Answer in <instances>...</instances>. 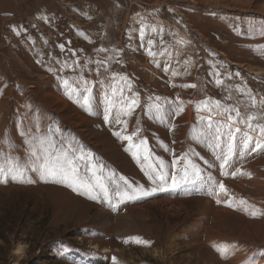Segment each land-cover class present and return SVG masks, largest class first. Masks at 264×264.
<instances>
[{"label":"rangeland","instance_id":"1","mask_svg":"<svg viewBox=\"0 0 264 264\" xmlns=\"http://www.w3.org/2000/svg\"><path fill=\"white\" fill-rule=\"evenodd\" d=\"M199 1L0 0V141L11 143L0 142V166L10 164L9 153L26 159L32 135L51 137L54 158L67 166L74 139L85 156L75 159L80 180L94 185L98 165L110 189L104 200L98 188L44 182L35 172L26 173L34 183L0 182V264H264V150L221 168L203 140L209 114L201 103L224 101L237 87L264 97V6ZM146 25L155 57L140 46ZM80 77L89 91L69 99L62 79L78 88ZM191 84L197 88L182 86ZM113 88L138 93L130 116ZM108 101L114 110L105 120ZM221 120L213 112V126ZM161 161L177 186L155 177ZM209 174L217 186L210 194Z\"/></svg>","mask_w":264,"mask_h":264},{"label":"snow or ice","instance_id":"2","mask_svg":"<svg viewBox=\"0 0 264 264\" xmlns=\"http://www.w3.org/2000/svg\"><path fill=\"white\" fill-rule=\"evenodd\" d=\"M155 11V10H154ZM137 19L142 23V18L137 16ZM150 26H144L139 30V39H140V46L145 48L146 53L149 56H157L160 53L156 52L154 49L156 48V42L149 38L147 33V28ZM157 35H161L160 30H156ZM260 34L264 35V27H261ZM131 39V37H129ZM162 38V37H161ZM64 45H60L61 51L64 50ZM164 54H167V49L164 50ZM39 62V61H38ZM65 67L67 68L68 62H62ZM75 64H78L79 61H74ZM96 63L102 64L103 61H97ZM159 62H157V67H159ZM52 71V68L48 69ZM62 70V69H57ZM98 71V69H97ZM164 71H168V66L164 68ZM178 73H173V75H177ZM215 76L218 78L216 79L215 83L217 85H221L223 80L219 78V71L214 73ZM238 75V74H237ZM115 79V78H114ZM126 80V78H125ZM62 83L65 88V93L68 94V98H72V94H80L83 95L89 91V81L80 77L77 80V83L80 87H75L73 84H70L67 79H62ZM127 91L132 92V84L131 82H126ZM183 87H192L197 88V85H182ZM119 92L118 103L120 104L119 111L127 116H130L132 112H134L135 108L138 107V101L136 97L138 93H134L130 96L124 95V88L112 89V93L115 94ZM236 95L233 96V92L229 91L228 95L224 98V101L215 100L212 105L210 106L207 102H201L203 107L208 111V117L206 118V127L208 129V134L203 137L205 142V146L212 150L213 154L215 155L216 160L221 161L220 167L223 168L225 165H230L233 160L234 156H243L245 153L251 155L252 153L264 150V139L259 137H264V124H261L259 121L264 119V97H261L259 100L257 96L252 93L251 89H242L237 87L235 90ZM241 96L245 97L246 99H241ZM87 101V97H84ZM107 99V96H106ZM211 100V98H208ZM247 100V102H246ZM226 101H232L231 104L226 103ZM112 102L108 101V106L105 107V120H109V116L111 111L114 109L112 108ZM155 108L157 110L160 109V105L156 104ZM241 108L245 111L242 112ZM252 108L255 109V113L248 112V109ZM213 112L216 115L221 116L222 120L219 124L215 127L211 123ZM175 114V113H173ZM253 121H257L253 123ZM113 122L115 123H126L119 121L118 119L113 118ZM239 125H244V129ZM49 132H52V128L49 127ZM257 133V136L252 135V133ZM137 135L139 134V129L137 130ZM239 134V135H238ZM21 135L28 136L27 131H22ZM116 135H121V133H116ZM124 139L131 140L132 137H124ZM47 145L46 147L41 146L38 147L37 144L40 142ZM4 143H9V147H11V143L5 137L4 141H0ZM26 143L30 145L27 158L23 160H17L15 157H10V164L8 166H0V182H7L8 179L16 180L17 177L21 179L17 182H24V183H34L35 181L31 180L30 178H26V173L28 172H35L39 174L41 179L44 182H55V183H64L67 181V185L71 187L73 183L80 184L82 187H86L92 190L96 188L99 189L100 192L103 193V199L107 200L109 197V186L102 181V179L96 174L95 167L92 168L93 178L95 179V184L92 185L90 182L81 181L79 177V169L76 167L75 159H85V156L82 154V146H79L75 143L74 139L68 141V151L64 152V156L67 158V166L59 163V158H54V154L51 151L53 147V141L50 137L48 140L43 141V138L38 135H32L27 138ZM146 143V139H141L139 141L140 145ZM130 150V149H129ZM69 151L73 153H81L79 156H75V158H68ZM186 158L181 157L177 158L174 163L179 162L180 159ZM145 159H148L146 156ZM205 164H208L209 167H212V164H209L207 160L204 161ZM155 177L160 181H168L171 179L172 186H177V180L175 176L169 177L164 171V162L161 161L159 165H153ZM184 176L187 177L189 175V168H184ZM203 170L199 168L198 165H192V172L198 178L203 180L204 178L201 176V172ZM235 172L232 173L235 176ZM152 178L151 176L149 177ZM207 183L205 185V192L211 193L212 191L216 190V184L214 182L213 177L209 174L207 176ZM220 188H223V184L219 185ZM118 195H124L127 198L131 199L132 195L128 191L121 192L117 189ZM91 199H98L97 196H91ZM231 206V205H229ZM255 215V213H253Z\"/></svg>","mask_w":264,"mask_h":264},{"label":"crops","instance_id":"3","mask_svg":"<svg viewBox=\"0 0 264 264\" xmlns=\"http://www.w3.org/2000/svg\"><path fill=\"white\" fill-rule=\"evenodd\" d=\"M255 0H212L213 4H210L209 7H214V8H223V9H232L237 10V9H242L245 6H248L252 4V2ZM186 2H190V0H186ZM192 2V0H191ZM207 4L209 0H206ZM258 2V0H256ZM143 4V2L141 1ZM199 4H203L202 0L198 2ZM216 3V4H215ZM215 4V5H214ZM261 4L264 6V0H262ZM151 5V4H150ZM206 7V6H203ZM237 7V9H235Z\"/></svg>","mask_w":264,"mask_h":264},{"label":"flooded vegetation","instance_id":"4","mask_svg":"<svg viewBox=\"0 0 264 264\" xmlns=\"http://www.w3.org/2000/svg\"><path fill=\"white\" fill-rule=\"evenodd\" d=\"M42 27V26H41ZM30 33H32V31H30Z\"/></svg>","mask_w":264,"mask_h":264}]
</instances>
